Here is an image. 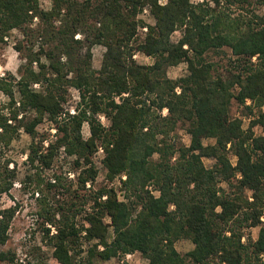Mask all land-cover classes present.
<instances>
[{
    "label": "trees",
    "instance_id": "16d2710c",
    "mask_svg": "<svg viewBox=\"0 0 264 264\" xmlns=\"http://www.w3.org/2000/svg\"><path fill=\"white\" fill-rule=\"evenodd\" d=\"M51 1L44 8L40 0H0V46L19 30L23 37L14 46L26 60L19 77L0 75V91L11 96L9 115L0 114V140L8 146L23 129L32 137L35 169L26 181L42 194L63 190L64 205L59 200L53 208L44 193L39 211L44 226L55 227L57 262L102 264L140 252L148 264H264V134L253 131L257 125L264 131V0ZM145 10L154 24L142 19ZM98 44L105 51L95 68ZM225 49L232 55L220 68L208 56ZM139 51L153 62L139 63ZM182 62L187 73L169 77L168 69ZM71 89L79 104L60 120ZM235 103L250 118L248 128L232 115ZM45 116L56 124L54 139L37 130ZM180 123L190 145L174 137ZM99 146L107 178L126 175L124 199L108 185L86 190L99 173L92 157ZM60 151L76 158L75 190L58 175L50 182L42 175ZM16 173V167L0 171V193L10 192ZM15 211L0 210L1 246ZM254 227H260L256 239L248 232ZM81 237L91 245L78 259L71 247ZM181 239L194 245L184 254L176 247ZM0 259L17 264L11 252L1 251Z\"/></svg>",
    "mask_w": 264,
    "mask_h": 264
},
{
    "label": "rangeland",
    "instance_id": "374dc122",
    "mask_svg": "<svg viewBox=\"0 0 264 264\" xmlns=\"http://www.w3.org/2000/svg\"><path fill=\"white\" fill-rule=\"evenodd\" d=\"M162 3H165V0ZM199 1V0H193ZM42 7L50 8L52 1L51 0H40ZM264 11V8L263 10ZM142 19L148 24H154L155 19L153 15L147 10L142 14ZM144 31V29H142ZM181 36V30L174 32L172 39L173 41H178ZM22 34L19 30H13L8 38H6V43L0 46V75H6L7 72L13 73L15 76L19 77V71L22 65L26 63V60L22 58L21 54L15 48V43L22 39ZM105 47L98 44L93 47V66L99 68ZM226 54L222 53H210L208 58L216 62L220 68L227 66L228 58L232 55L229 49H225ZM139 63L150 64L153 62V58L150 55L145 54L144 52H137L134 56ZM168 76L171 78H179L184 76L187 73V63L182 62L176 66H172L168 69ZM39 88V86H34ZM15 97L18 100V94L15 90ZM11 96L6 92L0 91V114L9 115V101ZM80 97L79 92L76 89H71L68 94V99L64 104V112L62 116L59 117L61 120L63 117L67 116L66 111L70 113H75V109L79 104ZM250 103V102H249ZM264 110V107H263ZM167 113V110L164 111ZM243 109L242 106L234 104L232 107V115L243 119L244 128H248L250 124V118ZM30 118L36 116L35 111H30L28 113ZM98 120L105 126H110L109 119L103 114H96ZM37 130L42 136H49L50 138H55V133L57 132L56 124L48 119L47 116L44 117L42 122L38 125ZM255 134H264L263 128L259 125L253 127ZM82 134L85 139H88L91 136L90 125L87 121L84 122L82 127ZM174 137L179 144L190 145L191 135L188 132L187 125L180 123ZM49 139V138H48ZM213 140H205V143H209ZM32 142V137L26 133L23 129L20 130L19 134L13 139L12 143L8 146L0 140V171L5 169L8 166L9 169L16 167L17 173L16 178H14V184L9 193H0V210H3L8 207H15V215L12 218L11 226L9 229V239L4 246L0 245V252H11L15 255V262L17 264H60L57 262L54 254V246L50 242L51 235L55 232V227H51L50 224H43L44 218L40 215V210L42 207L41 199L44 197V193L48 197V203L50 206L56 207L59 200L62 205L65 204V197L62 195L63 191L53 189L52 191L45 188V192L42 194L41 191L37 192L33 190V185L29 184L26 180L29 174H32L33 166L29 160V146ZM45 144L48 143V140H45ZM97 149L93 154V160L95 161L99 173L94 183H87L86 190H91L94 188H99L101 186L108 185L113 187L120 199H124V190L122 183H119L120 175L115 177L112 181L107 178V169L103 164L104 152ZM157 156V155H156ZM75 157L67 155L65 152L60 151L55 157L53 166L50 169H42V175L46 182H50L51 179L60 176L62 177V182L66 187H70L71 190L78 188L77 184V167L75 165ZM232 160L235 163L236 157L232 156ZM207 166H212L215 162L214 159L206 158L204 159ZM81 191L80 195L82 194ZM77 199V198H76ZM79 199H77V202ZM89 204L87 206V209ZM77 216L76 222L78 226H82L84 222L85 212ZM106 223H110V218L105 219ZM45 227L51 228V233L48 235L46 233ZM260 227H254L250 229L249 235L252 239H256L259 234ZM113 229L112 226H109V237L112 235ZM84 235V233L82 234ZM80 245L76 244L71 247L73 254H76L78 259H83L87 255V249L91 243L85 241L81 237ZM177 249L181 253H186L191 250L194 245L188 239H181L176 243ZM133 255L128 257L124 255L119 258H113L108 261L102 262V264H148L147 258H145L140 252H134ZM0 264H8V261L1 260Z\"/></svg>",
    "mask_w": 264,
    "mask_h": 264
},
{
    "label": "built area",
    "instance_id": "2783aa9c",
    "mask_svg": "<svg viewBox=\"0 0 264 264\" xmlns=\"http://www.w3.org/2000/svg\"><path fill=\"white\" fill-rule=\"evenodd\" d=\"M160 1V3H162L163 1H161V0H159ZM165 1H167V0H165ZM193 1V0H192ZM199 1H201V0H199ZM194 2H196V1H194ZM145 11H147V10H145ZM146 29L147 28H144V31H146ZM79 35V34H78ZM35 86H38V85H35ZM101 149L100 150H102L103 152H104V149L102 148V147H100ZM119 178V183L121 184V179H125L126 178V175L125 174H122V175H120V177H118ZM88 184H89V182H88ZM133 254L132 253H129V254H127V256L128 257H130V256H132Z\"/></svg>",
    "mask_w": 264,
    "mask_h": 264
}]
</instances>
